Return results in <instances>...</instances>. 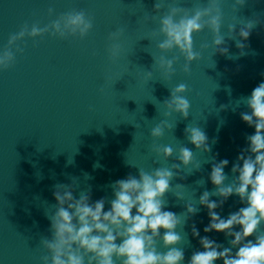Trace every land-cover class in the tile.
I'll list each match as a JSON object with an SVG mask.
<instances>
[{"label":"water","instance_id":"95a60500","mask_svg":"<svg viewBox=\"0 0 264 264\" xmlns=\"http://www.w3.org/2000/svg\"><path fill=\"white\" fill-rule=\"evenodd\" d=\"M157 2L162 5L159 12ZM208 4L209 0H0V50L25 25L29 30L33 25L43 28L68 12L83 11L93 24L84 37L62 38L51 32L25 37L12 46L15 61L0 70V264H43L42 258L50 257L44 241L54 235L51 217L58 207L57 186H72L76 198L81 193L90 194L93 202L105 198L107 210L115 181L129 175L139 178L140 170L157 168L176 173L163 199L166 210L182 217L176 228L182 240L175 245L185 253L182 264L202 250L191 233L193 222L202 236L231 247V238L223 233L203 232L208 216L199 197L205 190L215 191L208 177L217 153V159L230 161L226 183L233 181L232 164L255 131L240 113L249 111L245 99L264 80V0H246L243 6L219 0L223 46L229 52H215L214 34L206 27L193 33L199 58L185 71L178 49L158 47L164 39L160 18L171 7ZM242 20L259 22L244 41V55L236 46L240 37H228L233 35L228 26L237 23L238 32ZM117 31L119 40H110ZM112 43L121 45L116 58L109 51ZM161 56L175 61L174 74L159 66ZM181 83L187 85L181 95L191 105L187 118L175 111L166 114L164 104ZM162 121L171 127L165 126L162 136H152ZM188 127L206 133L211 152L190 143ZM166 145L174 149L170 157L157 151ZM181 147L194 153L192 164L184 166L177 159ZM188 203L199 209L195 215L187 213ZM241 206L233 196L217 211L226 217ZM259 232H264V224ZM157 249L167 251L162 239Z\"/></svg>","mask_w":264,"mask_h":264},{"label":"clouds","instance_id":"9594fccd","mask_svg":"<svg viewBox=\"0 0 264 264\" xmlns=\"http://www.w3.org/2000/svg\"><path fill=\"white\" fill-rule=\"evenodd\" d=\"M235 2L243 6L246 0ZM154 7L159 12L162 5L157 2ZM257 23V20H242L238 32L237 23L228 26V32L233 34L228 36L230 39H235L237 35L240 37L236 46L241 49V55L245 54L244 41L249 39ZM92 27V21L83 11L62 14L43 28L33 25L29 30L25 25L0 50V70L8 68L15 61L12 46L25 37L35 38L47 32L62 38L77 34L84 37ZM206 27L214 34L212 44L215 52L228 54L229 49L223 46L225 35L221 32L222 9L219 0H209L207 6L195 9L171 7L160 18V33L164 39L158 47L161 51L178 49L186 61L185 71H188L191 63L199 58L194 49L193 33L201 32ZM120 35V31L113 32L109 39L118 41ZM17 51L22 49L17 47ZM109 51L116 58L120 55L121 45L112 43ZM158 63L169 75L174 74L173 59L161 56ZM151 75L149 71L148 76ZM186 91L187 85L183 83L172 89L171 98L164 102L169 110L166 114L175 111L188 117L191 105L181 95ZM245 102L249 111L241 112L240 118L255 131L246 137L247 146L232 164L234 179L226 183L228 176L225 168L230 161L226 158L217 159V153L212 158L208 177L215 191L205 190L199 197V204L207 209L208 216L203 232L223 233L225 237L231 238V247H225L209 235L202 236L200 228L193 222L191 233L198 239L202 250L193 252L188 264H217V261L223 264H264V232H259L261 224H264V80L251 90ZM165 126L171 127L162 121L152 129V136H162ZM185 132L196 148L211 152L208 136L201 128L188 127ZM157 151L165 157L174 153L171 145L158 148ZM177 159L188 166L194 161V153L187 147H181ZM173 167L179 169L180 165L175 164ZM196 167L199 168L198 163ZM175 174L168 168H157L151 172L140 170L139 178L129 175L115 181L114 198L107 210L105 198L93 202L90 194L85 193L76 198L72 186H57L54 196L58 207L51 217L54 235L51 240L44 241L51 255L42 258L43 264H116L117 260L121 264H182L185 253L183 249L175 247L182 240L176 231L182 223V217L166 210L163 199L171 190L170 182ZM212 196L220 199H211ZM233 196H238L243 206L226 217L222 216L217 210L222 211L224 204ZM186 209L192 215L199 211L192 203H188ZM158 239L163 240L166 252L158 251Z\"/></svg>","mask_w":264,"mask_h":264}]
</instances>
